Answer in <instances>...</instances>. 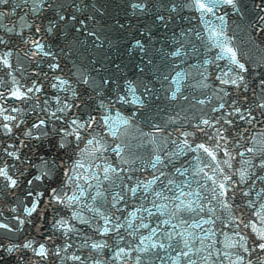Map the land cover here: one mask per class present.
I'll return each mask as SVG.
<instances>
[{"label": "water", "instance_id": "1", "mask_svg": "<svg viewBox=\"0 0 264 264\" xmlns=\"http://www.w3.org/2000/svg\"><path fill=\"white\" fill-rule=\"evenodd\" d=\"M0 13V57L11 53L9 66L0 62V110L16 117H0L12 126L0 128V166L18 180H0V264H264L244 227H264L255 215L264 204V0H219L212 13L191 0H9ZM17 87L33 91L18 100ZM235 107L245 119L229 115ZM89 117L80 140L61 131ZM52 188L79 199L56 204ZM61 217L68 225L53 227ZM241 236L248 252L229 246ZM40 244L44 258L33 251Z\"/></svg>", "mask_w": 264, "mask_h": 264}, {"label": "snow or ice", "instance_id": "2", "mask_svg": "<svg viewBox=\"0 0 264 264\" xmlns=\"http://www.w3.org/2000/svg\"><path fill=\"white\" fill-rule=\"evenodd\" d=\"M25 3L28 2V0H24ZM219 2V0H191V4L193 7L196 8L197 11H200L202 13H212L213 10L216 8L217 3ZM9 3V0H0V5H7ZM223 3L226 5H232L234 3V0H223ZM138 6V5H137ZM14 11V10H13ZM5 14L4 13H0V18H2ZM61 19H63V17H61ZM222 19V18H221ZM4 25L2 24V22H0V28H3ZM6 31L11 32L13 29L8 28L5 29ZM37 31H39V29H37ZM36 44L37 48H40L42 51V46L39 45V43L34 42ZM0 44H4L3 39H0ZM223 51L225 52L226 55H228L230 63L236 65L240 71H245V65L243 63H240L238 58H237V53L236 51L231 48V47H227L225 46V48L223 49ZM11 53H5L3 57H0V62H2L4 65L9 66V62L7 57L10 55ZM222 57H218V59H220ZM227 75V73H225V76ZM218 79H220L218 77ZM240 80H243V77L241 76L239 78ZM67 81L61 80V86H63L64 84H66ZM221 83L222 84H227V83H231L232 85H237V80L236 79H232L231 81L226 80V79H221ZM261 84L264 85V81H261ZM22 87V86H21ZM21 87H17L14 91H12L10 93V95L18 100H23V99H27L28 98V93H31L33 91V88H28L26 91H21ZM52 87H56L55 84L52 85ZM35 91H40V89L37 87L35 88ZM122 99V98H121ZM136 102V101H134ZM232 104H236V101H232ZM224 104L220 105V108H224ZM258 107H260L261 109H264V103L259 104ZM8 109H3L0 110V117L3 118L4 121H14L16 119L15 116L12 115H4L5 112H8ZM12 112L17 111V109L13 108L11 109ZM61 111H63V109H61ZM213 111H216V109H213ZM247 111V110H245ZM233 114H240L239 118L241 120L245 119V115L241 114V108L239 107H235L233 108V112L229 113V115H233ZM53 116H55V113L52 114ZM248 116H251V113L248 112ZM95 122L94 118L89 117V119L87 121H84L83 123H78L76 120L72 121V125L75 126V128L72 131H67L64 129H61V131H66L67 135L69 136H74V138L76 140H80L81 136H80V132L77 129H88L92 127V124ZM106 124L108 123L107 119H105L104 121ZM217 123L219 122L218 120L216 121ZM227 123L231 124L232 121L228 120L226 121ZM251 122V120H249V123ZM126 123V121H125ZM202 123L204 125H208L209 127H211L212 125L210 124L209 120H203ZM45 124L44 120H41L39 122V124H34L33 127L34 128H39L41 126H43ZM18 127V125H17ZM0 128L5 130V133H11L12 132V126L8 123H3L0 124ZM202 130V129H201ZM217 131L219 132V129H217ZM27 135H31V129L29 130V132L27 133ZM113 135H115V133H113ZM93 139H95L93 137ZM221 139H224L223 136H221ZM93 140H87V144H92ZM97 143H99V141H97ZM61 147H63V145H61ZM219 147V144H217V148ZM196 149H199L200 151H202L204 154H206L207 156L211 157L212 160L216 159V154L214 150H211L210 148L206 147L204 144H199L196 145ZM99 150V149H97ZM195 150V149H194ZM5 152H7V149L4 150ZM248 151H251V149H248ZM7 155L10 157H16V159H19L18 156H16L15 153L13 152H7ZM227 155V153H226ZM225 163H227V161H225ZM76 167L78 168H83L84 165L82 163H80L79 161L76 162ZM231 165H229L230 167ZM108 169H105V172H107ZM179 171V170H177ZM201 171H203V169H201ZM221 171H223L221 169ZM48 175L47 172H43L40 175H37L35 177H33V179L28 180L27 183L29 185H31L33 183V181H39L42 180L43 178H45ZM66 175H68L66 173ZM245 175V173H241V176ZM69 179H71V177L69 176ZM209 179H211V177H209ZM0 180L2 181H6V186L10 187V188H15L18 186V180L13 178L12 175L9 174L8 171V166L5 164L4 166H0ZM224 180L225 181H231V177L230 176H224ZM230 185L225 184V183H220L219 184V189H220V195L222 196H227L228 195V190H229ZM135 191V190H133ZM83 193H81L82 195ZM183 195V193H181ZM28 196H33V192L29 191L27 193ZM44 195V193H36L35 194V198L34 201L31 205L30 208H25L24 212L26 215L31 216L32 213L37 211L38 205H39V198L42 197ZM159 195V194H157ZM50 198L52 201H54L56 204H62L65 205V207H70L71 205H73L74 203H76L79 199L78 196H76L75 194H73L72 196H67V194H61L60 191H58V189L56 188H52L51 189V193H50ZM251 203V202H249ZM225 207H229V205L225 204ZM264 212V204L260 205V210L255 212V215L257 216L258 220L260 221L261 225H264V215H261V213ZM20 223H23V221H20ZM107 223V221H106ZM241 223H244L243 221H241ZM68 225V221L66 219H64L63 217H61L60 219L55 220L53 227H59V228H65ZM200 225H197V227H199ZM0 227L2 228H8L7 224H2L0 225ZM145 227H147L145 225ZM245 228H251V232L253 234H255V238L256 240L259 241V243L256 244V247H258L260 250H264V227H260L258 228L257 225L253 222H249L244 224ZM68 231H71V228L68 229ZM109 231L108 228L104 229V232L107 233ZM236 235L239 236V233H236ZM241 241H245V237L241 236L240 240L236 241V243L229 245L230 247H236L237 245H239L240 247L243 248V250L245 252L249 251V248L244 247V245L241 243ZM246 242V241H245ZM33 242L32 241H28L26 243L23 244L24 248H32ZM0 247H3V245H0ZM18 247L16 245L10 246L8 247V251L11 252L13 250V248ZM94 248H99V247H103V245L100 244H94L93 245ZM33 251L35 252V254L39 257H46L48 255V251L45 247L44 244H40L38 246V248L33 249ZM122 251V250H121ZM252 251H255V248L252 249ZM185 255H187V253H185ZM74 259L79 260L80 257H74ZM239 259H243V257H240ZM250 264V262H249Z\"/></svg>", "mask_w": 264, "mask_h": 264}]
</instances>
